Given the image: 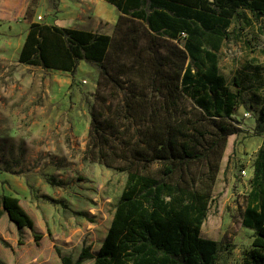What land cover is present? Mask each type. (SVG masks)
I'll use <instances>...</instances> for the list:
<instances>
[{
    "label": "trees",
    "instance_id": "obj_1",
    "mask_svg": "<svg viewBox=\"0 0 264 264\" xmlns=\"http://www.w3.org/2000/svg\"><path fill=\"white\" fill-rule=\"evenodd\" d=\"M105 1L121 13L114 32L122 46L134 50L129 68L143 57L148 81L115 79L109 67L114 37L103 33L34 22L19 54L20 63L45 70L74 73L79 61L99 66L85 158L127 174L97 255L84 247L76 263L68 256L62 262L218 264V244L201 237L210 193L189 172L193 164L213 160L218 172L229 137L244 132L233 116L240 95L227 86L216 53L241 9L264 17V0ZM117 91L123 97L115 103ZM255 135H264V108ZM254 173L242 224L255 231V239L244 263L264 264V142ZM0 211L15 224L23 245L22 232L34 230L35 222L20 198L1 195ZM33 236L36 242L42 238Z\"/></svg>",
    "mask_w": 264,
    "mask_h": 264
},
{
    "label": "rangeland",
    "instance_id": "obj_2",
    "mask_svg": "<svg viewBox=\"0 0 264 264\" xmlns=\"http://www.w3.org/2000/svg\"><path fill=\"white\" fill-rule=\"evenodd\" d=\"M41 3L33 2L18 27L4 24L0 30V196L20 198L35 222L34 230L22 232L20 245L17 227L0 211V264H63L65 256L76 263L84 247L96 256L127 182L126 173L85 158L100 89L99 66L79 61L73 73L19 62L30 23L40 22L39 16L42 24L61 19L60 0ZM77 21L78 29L114 37L109 67L115 79L148 81L150 70L143 57L135 69L129 68L136 58L134 50L121 45L114 27H96L91 12ZM228 34L216 57L227 86L240 95L233 116L244 132L229 137L218 172L211 168L212 159V164H193L189 173L210 193L201 237L218 244V264H245L255 231L242 222L264 142V135H255L264 91L260 96L254 92L264 88V17L241 9ZM122 97L117 91L113 100L117 103ZM213 173L215 179L210 180ZM34 232L42 236L39 242ZM94 263L95 259L83 262Z\"/></svg>",
    "mask_w": 264,
    "mask_h": 264
},
{
    "label": "crops",
    "instance_id": "obj_3",
    "mask_svg": "<svg viewBox=\"0 0 264 264\" xmlns=\"http://www.w3.org/2000/svg\"><path fill=\"white\" fill-rule=\"evenodd\" d=\"M40 1L42 2L41 4L44 5V2L46 0ZM33 2H35V0H0V30L3 29L4 24H10L12 26L18 27L19 23L27 15ZM42 5H39L35 8V11L38 14L40 13L39 9L42 7ZM58 10L60 11L61 19H52V21L45 24L57 25L61 28L73 27L75 29H78L76 26L78 18H82V16H84L85 14L91 12L94 20L93 23H96V27L104 23V26H107V28H111L117 24L121 15L117 7L105 0H60V7H58ZM39 21L41 22L43 20ZM78 30L91 31L84 28ZM254 90L255 94L257 96H260V94L263 93L264 88H255ZM262 109L263 106L261 107V110ZM248 124L250 125V127L254 125L253 122H249Z\"/></svg>",
    "mask_w": 264,
    "mask_h": 264
},
{
    "label": "built area",
    "instance_id": "obj_4",
    "mask_svg": "<svg viewBox=\"0 0 264 264\" xmlns=\"http://www.w3.org/2000/svg\"><path fill=\"white\" fill-rule=\"evenodd\" d=\"M39 20H43L42 17H39ZM249 116H250L249 113H246V114H245V117H249ZM243 173H244V174H247V171H244Z\"/></svg>",
    "mask_w": 264,
    "mask_h": 264
}]
</instances>
